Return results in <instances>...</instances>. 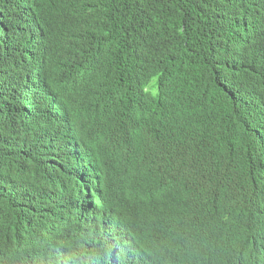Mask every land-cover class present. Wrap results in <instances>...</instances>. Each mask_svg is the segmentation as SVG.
I'll return each instance as SVG.
<instances>
[{
	"label": "trees",
	"instance_id": "obj_1",
	"mask_svg": "<svg viewBox=\"0 0 264 264\" xmlns=\"http://www.w3.org/2000/svg\"><path fill=\"white\" fill-rule=\"evenodd\" d=\"M70 96L79 111L63 126ZM57 137L123 147L130 170L109 181L108 202L65 178L69 148L64 141L57 149ZM185 142L227 148L225 167L246 198V228H257L264 0H0V264H61L78 245L55 238L52 217L35 212L34 196L56 186L83 198L86 222L121 211L124 225L123 215L141 225L153 185L189 163ZM231 197L208 186L204 222L189 245L155 250L153 263L172 264L180 253L184 264H236L226 233ZM118 226L102 231L116 250L105 264H137L129 242L114 238ZM216 248L226 253L222 263L207 258Z\"/></svg>",
	"mask_w": 264,
	"mask_h": 264
},
{
	"label": "clouds",
	"instance_id": "obj_2",
	"mask_svg": "<svg viewBox=\"0 0 264 264\" xmlns=\"http://www.w3.org/2000/svg\"><path fill=\"white\" fill-rule=\"evenodd\" d=\"M61 107L58 122L64 126L79 111L77 99L67 97ZM55 140L57 149L64 141L69 148V170L64 171L65 178L70 176L74 183L77 178L80 187L87 192V198L98 197L107 201L105 196H108V193L105 187L107 188L109 181L113 177L123 178L130 170L127 154L119 145L105 143L104 139L96 137H92L90 143L98 145L97 148L82 146L70 138L63 140L57 137ZM43 143L48 145L47 142ZM185 144L191 151L189 163L176 174L163 175L153 185L154 192L144 201L147 214L141 225L137 224V217L123 215L128 223L124 225L121 221V211L113 212L114 216L105 219V223L102 219L96 226L92 220L86 222L81 217L83 198L75 200L71 192L67 193L57 186L55 192L47 196L42 192L35 195V212L39 216L52 217L55 238L67 244L78 242V245L64 252L61 264H78L77 261H80V264H105L111 261L116 250L110 240L102 237V231L117 221L119 226L113 235L114 238L119 242H129L137 264H154L152 256L157 253L155 250L173 247V244L185 247L189 245L190 234L201 228L204 219L200 208L208 186L219 193H232L229 211L231 224L226 233L233 257L236 258L235 263L264 264V212L257 215L258 227L248 231L246 225L249 222L243 214L246 198L238 195L234 174L229 173L225 167L227 148H210L200 143ZM88 151H91V157L86 159L83 154ZM168 180H171V183ZM187 181L191 182V187ZM111 211H114V207ZM94 229H97L96 233ZM110 250L112 252H109ZM176 255L174 260L184 264L185 256L180 253ZM207 258L215 263H222L226 259V253L216 248ZM174 260L172 264H176ZM28 264H42V260Z\"/></svg>",
	"mask_w": 264,
	"mask_h": 264
},
{
	"label": "bare ground",
	"instance_id": "obj_3",
	"mask_svg": "<svg viewBox=\"0 0 264 264\" xmlns=\"http://www.w3.org/2000/svg\"><path fill=\"white\" fill-rule=\"evenodd\" d=\"M74 184H75V189H76V191H79L78 188L76 187V185L78 184V180H77V178H76ZM56 203H57V202H56ZM58 203H59V201H58ZM104 223H105V219H104ZM109 252H112V250H110ZM77 263L80 264V261H77Z\"/></svg>",
	"mask_w": 264,
	"mask_h": 264
}]
</instances>
